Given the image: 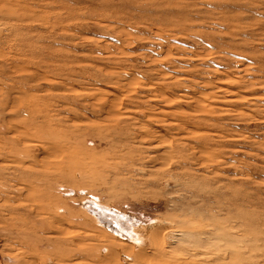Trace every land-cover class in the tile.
I'll list each match as a JSON object with an SVG mask.
<instances>
[{"label": "rangeland", "instance_id": "obj_1", "mask_svg": "<svg viewBox=\"0 0 264 264\" xmlns=\"http://www.w3.org/2000/svg\"><path fill=\"white\" fill-rule=\"evenodd\" d=\"M0 264H264V0H0Z\"/></svg>", "mask_w": 264, "mask_h": 264}, {"label": "bare ground", "instance_id": "obj_2", "mask_svg": "<svg viewBox=\"0 0 264 264\" xmlns=\"http://www.w3.org/2000/svg\"><path fill=\"white\" fill-rule=\"evenodd\" d=\"M104 206H107V205H103L99 202L98 203L94 202L88 207L89 211H91L96 218L95 219L92 217V219H93L92 221L97 220L96 222H100L101 224H103V226L106 227V229H108L110 231V233H111V234L109 233L110 235H113L114 238H116V236H117L119 239H122V240H119L117 238L119 241L122 242V244L125 243L126 245H130V246H132L134 251L135 250L139 251L135 256L140 257L143 260L144 253H143L142 249L146 245L148 246L149 244H151L152 248L155 249L157 252H161V253L163 252V248H164L165 243L163 241V238H161L162 236H161V232L159 230L152 229L151 225L149 227L147 226V228L146 227L145 228L140 227L138 229V227L136 228V225H134V224L130 225L129 220H127V218H124V216H122L121 214H119L116 211L111 210L107 207H104ZM109 207H110V205H109ZM184 228H183V230H185ZM189 229L192 232L191 227ZM194 231H196V230H194ZM187 233L189 234V232H187ZM196 235H197V233H196ZM149 247H150V245H149ZM126 256L128 257V254Z\"/></svg>", "mask_w": 264, "mask_h": 264}]
</instances>
